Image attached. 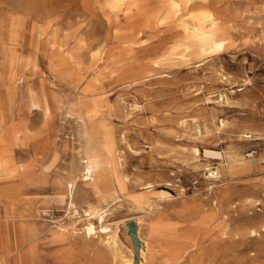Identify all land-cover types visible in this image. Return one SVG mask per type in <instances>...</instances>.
Segmentation results:
<instances>
[{
    "label": "rangeland",
    "instance_id": "1",
    "mask_svg": "<svg viewBox=\"0 0 264 264\" xmlns=\"http://www.w3.org/2000/svg\"><path fill=\"white\" fill-rule=\"evenodd\" d=\"M0 139L7 264H264V0H0Z\"/></svg>",
    "mask_w": 264,
    "mask_h": 264
},
{
    "label": "bare ground",
    "instance_id": "2",
    "mask_svg": "<svg viewBox=\"0 0 264 264\" xmlns=\"http://www.w3.org/2000/svg\"><path fill=\"white\" fill-rule=\"evenodd\" d=\"M172 7L175 8L174 10H176L175 12H177V8H176L177 6H176V4L173 5ZM184 15H186V14H184ZM195 18L196 17H192L193 21L196 20ZM183 23L186 25L187 24V20L185 19ZM92 104H94V103H92ZM1 146H3V147L5 146L4 139H0V150L2 148ZM0 165H1V160H0ZM85 169H86L85 170L86 171L85 174L87 175L86 176L87 179L91 178V176L93 175V173L96 171L95 165L92 162H89L88 160H87V165H86ZM16 174H17V169L5 170L4 171V170H2L0 168V176H15ZM2 193H4V192H2ZM92 229H93L92 226H88V231H91ZM1 236H2V234L0 232V264H7V259H8L7 245H6V243L5 244L2 243V237Z\"/></svg>",
    "mask_w": 264,
    "mask_h": 264
}]
</instances>
